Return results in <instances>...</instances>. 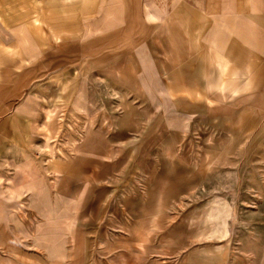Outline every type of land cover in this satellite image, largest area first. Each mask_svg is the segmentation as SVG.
Returning <instances> with one entry per match:
<instances>
[{
  "label": "rangeland",
  "instance_id": "1",
  "mask_svg": "<svg viewBox=\"0 0 264 264\" xmlns=\"http://www.w3.org/2000/svg\"><path fill=\"white\" fill-rule=\"evenodd\" d=\"M151 4L0 0V264H264V97L236 122L138 130L123 60L167 48L123 30ZM89 13L90 36L67 28Z\"/></svg>",
  "mask_w": 264,
  "mask_h": 264
},
{
  "label": "crops",
  "instance_id": "2",
  "mask_svg": "<svg viewBox=\"0 0 264 264\" xmlns=\"http://www.w3.org/2000/svg\"><path fill=\"white\" fill-rule=\"evenodd\" d=\"M150 1L153 12L146 19L142 16L139 25L123 30L133 35L128 46L141 45L144 35L150 32L152 45L167 48L161 52L162 58L154 62L145 55L138 59L127 55L129 59L123 60L134 65L133 68L128 66L130 72H122L121 79L125 94L136 98L135 127L140 130L142 126H157L153 125L154 121H162L163 128H183L188 122L201 121L207 111L223 115L224 121L236 122L243 112H251V95L264 97V87L257 92L252 85L253 79L264 85V0ZM179 1H184L182 6ZM110 12L108 9L105 14ZM93 17L94 14L89 13L82 26L74 22L67 28L76 33L85 32L84 37L90 36V32L97 30V20ZM161 21H168L167 32L162 34ZM112 24V19L106 17L105 27L99 29L111 30ZM66 46L78 45L72 39ZM151 63H166L167 67L157 69ZM261 103L262 107L258 103L259 107L254 109L264 110V98ZM163 113H166L164 123ZM144 142L153 143L154 139L148 135L147 140L138 143ZM106 143L105 140L104 147ZM104 147L102 152L94 148L91 154L106 153ZM150 158L143 155L139 159L141 166L145 161L148 164ZM167 164L166 161L164 168ZM148 188L150 192L157 191V187ZM169 188L163 187L161 191L173 193Z\"/></svg>",
  "mask_w": 264,
  "mask_h": 264
}]
</instances>
